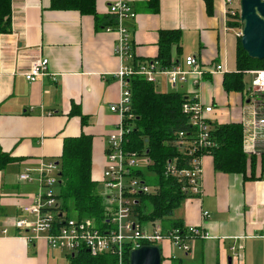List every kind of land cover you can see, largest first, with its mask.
Returning a JSON list of instances; mask_svg holds the SVG:
<instances>
[{
	"label": "crops",
	"instance_id": "crops-1",
	"mask_svg": "<svg viewBox=\"0 0 264 264\" xmlns=\"http://www.w3.org/2000/svg\"><path fill=\"white\" fill-rule=\"evenodd\" d=\"M151 4L134 0L137 17L125 21L136 56L156 59L160 31L179 30L174 60L184 64L194 54L206 68L224 64L226 71L205 73L198 87L189 80L176 90L213 105L212 125L240 123L246 153L243 172L218 170L212 154L203 156L204 191L189 194L174 218L184 227H203L212 237L198 238L190 253L164 240L162 264H264V127L253 126L250 103L255 70L245 73L243 90L224 83L226 75L232 82L237 72V26L230 25L223 0L211 6L206 0H159L157 11ZM114 19L106 0H97L96 15L55 7L52 0H12V28L0 31V144L15 157L0 170V264H71L75 256L50 247L45 238L30 241L10 220L25 216L23 206L39 188L19 174L37 175L43 163L58 162L68 137L91 138L92 178L103 189L108 137L119 119L110 110L120 98L118 34L106 30ZM42 57L49 58L48 74L27 80L25 72ZM158 79V91L175 90L164 77ZM233 247L241 252L239 259L232 257Z\"/></svg>",
	"mask_w": 264,
	"mask_h": 264
},
{
	"label": "built area",
	"instance_id": "built-area-1",
	"mask_svg": "<svg viewBox=\"0 0 264 264\" xmlns=\"http://www.w3.org/2000/svg\"><path fill=\"white\" fill-rule=\"evenodd\" d=\"M110 13L114 16V24L106 26L107 31L118 34L115 53L119 66L115 71L120 84V98L110 105V110L119 117L114 129L108 137L106 149V165L103 171L102 193L107 199V225L100 228L92 219H80L66 216L60 209L55 187L59 183V164L51 160L42 164L37 175L30 170L19 174L20 180L37 182L38 192L32 203L23 206L25 216L10 220V225L26 231L30 241L45 238L50 247L66 250L74 255L86 249L91 255L110 254L117 257V264H124L126 254L144 245H158L169 240L173 246L181 247L186 252H193L198 238H211L212 235L203 227L190 225L171 227L165 231L158 221L144 223L134 211L141 194H150L158 190L156 184L146 179L150 171L151 159L147 154L127 148L128 134L132 130L129 123L135 118L132 109V92L130 80L133 76H141L147 81L157 83L164 77L172 89L189 80L198 87L205 73L226 71L224 64H216L206 68L197 55L185 57L184 64L177 62L170 68H162L157 59L142 60L136 56L133 40L125 21L134 20L137 13L133 8L134 0H106ZM226 16L234 22L241 23V4L236 0H223ZM242 24V23H241ZM242 26H237V35L241 36ZM49 58L42 57L33 61L25 72L29 81H35L48 74ZM253 126L256 131L264 127V69L255 71L250 90ZM192 126L191 133L181 131L174 141L179 151L189 158L187 166L179 169L177 158L167 162L165 172L169 176L185 178L183 190L189 194L202 195L203 156L210 154L216 143L211 138L212 123L210 114L213 105L204 104L198 94L189 98L183 105ZM258 135L254 136L257 140ZM252 151L258 149L252 145ZM151 172V171H150ZM209 212L205 211L204 215ZM8 227L3 229L8 232ZM264 237V232L262 234ZM234 259L241 257L239 249L233 247Z\"/></svg>",
	"mask_w": 264,
	"mask_h": 264
},
{
	"label": "trees",
	"instance_id": "trees-1",
	"mask_svg": "<svg viewBox=\"0 0 264 264\" xmlns=\"http://www.w3.org/2000/svg\"><path fill=\"white\" fill-rule=\"evenodd\" d=\"M97 0H52L55 7L78 9L82 13L96 15ZM208 6L213 0H206ZM152 7L159 9V0H152ZM115 21V19H114ZM114 24V23H113ZM231 26H242L230 22ZM12 28V0H0V31L8 32ZM179 30H161L158 40L159 53L156 59L162 68H170L178 61L174 60V47H181ZM264 68V59L251 57L242 47L240 37L238 45L237 72L231 82L225 76L226 88L243 90L247 85L245 73L249 70ZM132 109L135 118L128 134L127 148L147 154L151 159L150 171L156 173L153 184L158 190L150 194H141L134 211L145 224L151 221L161 223L167 231L171 227L184 228L181 221L174 218L175 210L189 196L183 186L185 178L169 176L165 169L168 160L176 159L177 166H187L189 158L175 145V137L181 131L191 133L189 116L183 105L189 97L179 91L160 92L154 83L141 76L130 80ZM211 138L216 143L210 154L214 156L215 167L227 172L245 170L246 153L243 148V126L240 123H221L212 125ZM15 157L5 152L0 144V170L5 169ZM59 191L57 197L60 209L67 216L71 213L80 219H92L100 228L107 225V199L99 183L92 178V141L87 135L68 137L64 141L63 153L59 159ZM150 204V209L148 205ZM67 213V214H66ZM72 217V216H71ZM80 253V254H79ZM71 257V264H117V257L110 254L91 255L83 249ZM83 254H88L84 256ZM81 255V256H80ZM124 264H130L129 252ZM177 264H183L179 262Z\"/></svg>",
	"mask_w": 264,
	"mask_h": 264
},
{
	"label": "water",
	"instance_id": "water-1",
	"mask_svg": "<svg viewBox=\"0 0 264 264\" xmlns=\"http://www.w3.org/2000/svg\"><path fill=\"white\" fill-rule=\"evenodd\" d=\"M240 2L242 47L251 57L264 59V0ZM129 261L130 264H162L161 248L158 245H144L133 249Z\"/></svg>",
	"mask_w": 264,
	"mask_h": 264
},
{
	"label": "rangeland",
	"instance_id": "rangeland-1",
	"mask_svg": "<svg viewBox=\"0 0 264 264\" xmlns=\"http://www.w3.org/2000/svg\"><path fill=\"white\" fill-rule=\"evenodd\" d=\"M241 0H236V2H238V3H240L241 4V2H240ZM230 21H234L233 19H230ZM264 68H259V69H256L255 71H257V70H263ZM148 174H150V175H146V179L148 180V182L149 183H154V181H155V179H156V173L155 172H153L152 170H151V172L150 171H148ZM55 191L58 193V191H59V184L55 187ZM148 205V209H150V204L148 203L147 204ZM67 214V213H66ZM68 215V214H67ZM66 215V216H67ZM71 216L72 217H75V215H73V213H71ZM80 254V253H79ZM78 254V255H79ZM84 256H88V254H83ZM81 256V255H80Z\"/></svg>",
	"mask_w": 264,
	"mask_h": 264
}]
</instances>
